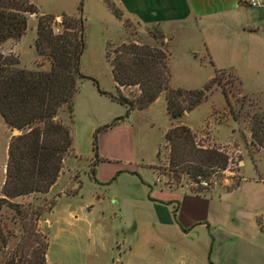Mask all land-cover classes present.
<instances>
[{
    "label": "rangeland",
    "instance_id": "374dc122",
    "mask_svg": "<svg viewBox=\"0 0 264 264\" xmlns=\"http://www.w3.org/2000/svg\"><path fill=\"white\" fill-rule=\"evenodd\" d=\"M29 1L40 13L54 16L75 15L78 4V0ZM106 1L114 5L119 19L103 0H83L82 4L84 48L79 68L92 80L80 81L73 98L71 136L79 154L77 159L66 162V167L73 168L72 177L78 179L79 189L74 194L77 189H72L67 175H63L64 196L58 194L61 199L72 196L70 200L78 205L92 204L90 217H99L102 209V231L92 230V234L76 238L63 233L60 238L50 237L48 241L38 222L48 215L55 195L16 197L10 201L19 206L21 213L15 212L16 207L0 209V264H47L45 256L43 261L39 259L41 248H45L50 264H187L181 262L176 251L168 253L158 227L140 223L131 235L125 218L120 221L111 200L125 182L117 176L122 169L136 173L133 176L145 184L148 195L149 187L153 190L162 186L183 188L196 193L214 189L211 197L224 208L228 227L237 230L241 218L254 226L257 224L255 227L258 226L264 244V234L259 228L264 217V56L250 51L247 57L213 63L206 62V55L193 59L191 47L185 42L167 43L170 89L201 90L215 76L213 81L219 84H213L206 98L188 112L186 109L176 122L191 133L184 149L188 160L176 162L178 152H172V145L177 142L171 145L164 140V133L175 123L166 113L163 100H155L144 109L134 108L125 115V106L100 93H117L111 68L104 57L105 38H112L107 41L113 46L129 40L150 42L148 32L158 30L126 18L118 0ZM59 22L60 17H56L52 25L55 32L60 30ZM35 25V15L29 14L25 34L18 41L1 44L0 52L18 55L20 65L26 68L38 62L45 65V59L37 56L33 46ZM222 68L223 73H218ZM120 93L132 98L137 95V88H123ZM159 96L164 98V93ZM117 118L121 119L111 125ZM108 125L111 126L105 127ZM13 130L17 129H10L0 117V183L5 178L9 138L19 134L18 130L17 134L12 133ZM94 133L96 156L92 151ZM205 150H215L225 163L204 167L202 174L193 177L192 166L197 164L194 152ZM95 192L107 201L101 205L94 202Z\"/></svg>",
    "mask_w": 264,
    "mask_h": 264
},
{
    "label": "trees",
    "instance_id": "16d2710c",
    "mask_svg": "<svg viewBox=\"0 0 264 264\" xmlns=\"http://www.w3.org/2000/svg\"><path fill=\"white\" fill-rule=\"evenodd\" d=\"M103 2L119 19L114 5L106 0ZM82 4L83 0H78L75 15L54 16L40 13L29 0H0V45L8 40L18 41L26 32L28 15L34 14L33 46L37 56L45 59V65L38 62L26 68L20 65L18 55L10 51L0 52V117L10 129L19 131L8 141L0 209L16 207L15 212L21 213L19 206L12 204L10 199L47 193L59 176L64 159L72 154L73 98L80 81L92 80L79 68L84 48ZM56 17H60V30L57 32L52 27ZM147 38L150 42L129 40L116 46L105 42L104 57L111 68L117 93L99 92L125 106V115L134 108H146L164 93L166 113L175 123L170 124L164 133V140L171 145L177 142L172 145V152H178L176 162H183L188 160L184 149L186 142L191 140V133L176 122L186 109L206 98L213 84H219L213 81L215 76L201 90L170 89L167 42L163 41L158 30L149 31ZM217 72L223 73V70ZM127 87H136L137 95L132 98L123 96L120 88ZM222 93L225 94L224 91ZM92 151L96 156L95 133ZM194 155L197 164L192 166L193 177L202 174L204 167L225 163L215 150L197 151ZM45 254V248H41L40 261L44 260Z\"/></svg>",
    "mask_w": 264,
    "mask_h": 264
},
{
    "label": "crops",
    "instance_id": "0c3cea01",
    "mask_svg": "<svg viewBox=\"0 0 264 264\" xmlns=\"http://www.w3.org/2000/svg\"><path fill=\"white\" fill-rule=\"evenodd\" d=\"M118 3L126 18L143 27H157L164 42L170 45L185 42L191 47L193 59L206 55V62L217 63L247 57L250 51L264 56V5L248 7L238 0H119ZM107 40L112 38L106 37ZM158 100L165 105L162 96ZM77 149L72 140V155L64 159L59 176L46 193L54 194L55 201L38 224L48 241L50 237L60 238L63 233L76 238L92 234V230L102 231V209L99 217H90L92 204H75L70 200L72 196L60 198L64 196L61 188L66 187L61 185L63 175H67V182L78 194V179L72 177L73 168L66 167L68 159H77ZM133 175L136 173L127 169L118 172V179L125 182L111 200L120 221L125 218L131 235L140 223L158 227L165 249L170 255L176 251L182 263L264 264V244L257 224L241 218L237 230L228 227L224 208L211 197L214 189L196 193L183 188L162 186L153 190L147 186L151 191L148 195L145 184ZM3 182L4 176L0 187ZM93 199L99 205L107 201L98 192ZM148 247L152 249L153 245ZM45 262L50 264L47 254Z\"/></svg>",
    "mask_w": 264,
    "mask_h": 264
},
{
    "label": "built area",
    "instance_id": "2783aa9c",
    "mask_svg": "<svg viewBox=\"0 0 264 264\" xmlns=\"http://www.w3.org/2000/svg\"><path fill=\"white\" fill-rule=\"evenodd\" d=\"M241 4L248 7H260L264 5L263 0H238ZM158 181V179L156 180ZM201 184H204L201 182ZM260 231L264 234V217H261L259 222Z\"/></svg>",
    "mask_w": 264,
    "mask_h": 264
},
{
    "label": "water",
    "instance_id": "95a60500",
    "mask_svg": "<svg viewBox=\"0 0 264 264\" xmlns=\"http://www.w3.org/2000/svg\"><path fill=\"white\" fill-rule=\"evenodd\" d=\"M188 111H189V109L186 110V112H188ZM12 133L17 134L18 131L17 130H13Z\"/></svg>",
    "mask_w": 264,
    "mask_h": 264
}]
</instances>
